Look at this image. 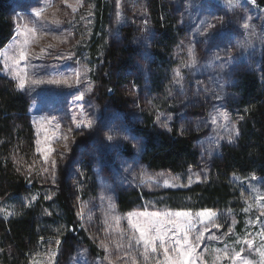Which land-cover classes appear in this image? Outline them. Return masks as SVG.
Returning a JSON list of instances; mask_svg holds the SVG:
<instances>
[{
  "label": "rangeland",
  "instance_id": "rangeland-1",
  "mask_svg": "<svg viewBox=\"0 0 264 264\" xmlns=\"http://www.w3.org/2000/svg\"><path fill=\"white\" fill-rule=\"evenodd\" d=\"M97 1L7 2L12 36L0 49V73L29 99L36 150L34 163L26 168V178L35 182L36 188L20 197L21 204L33 208L39 203L40 217L55 221L48 228L51 236L27 253L24 264L163 261V249L153 253L136 243L139 234L131 227L129 214H133L134 224L154 223L161 233L167 232L170 250L177 236L183 239L186 232L189 246L196 245L195 264H264V176H232L242 192V205L233 211L169 209L156 205L160 196L126 212L119 211L115 203L121 189L155 193L202 180L221 145L236 138L237 114L228 103L234 98L232 77L248 68L250 60L257 59L264 49V2L163 0L183 30L173 50L172 70L161 82L163 92H150L142 79L141 84L132 78L124 84L121 91L130 113L128 120H122L103 99L97 83V68L109 35L103 18L96 27ZM101 2L110 9L108 17L115 33L110 42L118 43L115 36L119 31L115 29L131 18L138 33L134 45L142 47V57H147L151 36L146 23L147 0ZM141 63L139 71L144 72L148 66L146 61ZM145 112H154L160 130L168 131L176 123L182 131H192L200 138L196 170L183 175L152 172L138 161L142 140L133 131ZM89 122L91 127H77ZM110 129L115 131L110 133ZM109 134L114 136L111 141ZM127 146L129 155L124 153ZM62 192L73 225L58 207L56 195ZM206 210L215 215L209 216ZM177 212L187 215L177 217ZM201 212L205 216L197 215ZM156 213L159 215H153ZM15 214L12 200L0 198V217ZM68 232L80 235L79 241L67 246L64 236Z\"/></svg>",
  "mask_w": 264,
  "mask_h": 264
},
{
  "label": "trees",
  "instance_id": "trees-1",
  "mask_svg": "<svg viewBox=\"0 0 264 264\" xmlns=\"http://www.w3.org/2000/svg\"><path fill=\"white\" fill-rule=\"evenodd\" d=\"M7 2L0 0V49L12 36ZM96 7V27L103 18L109 32L102 63L97 68V83L103 99L115 110L114 113L121 115L122 120H128L129 102L124 98L121 87L131 78L139 84L142 79L150 87V92H163L161 82L167 80L172 70L173 50L183 30L177 16L170 11L169 4L163 0H147L146 23L151 36L147 42L149 46L145 44L149 55L144 58L142 47L134 45L138 35L135 21L129 18L124 27L115 29L119 31L115 36L119 41L110 42V37L115 35L111 17H108L110 9L101 0L97 1ZM142 60L148 66L144 72L139 71ZM232 80L234 98L228 103L230 110L237 114L238 134L233 141L221 145L202 180L155 193L141 189H121L115 197L119 211H129L158 196L155 201L157 206L175 210L240 209L242 192L232 176H264V49L257 59L250 60L248 68L236 72ZM156 103L162 104V101L156 100ZM29 106V99L0 73V198L12 200L16 206L15 215L7 219L0 217V264H24L27 253L51 236L48 228L55 224L53 219L40 217L39 203L33 208H23L21 204L20 197L36 188V183L26 178L29 172L26 168L34 163L36 151ZM141 116V124L133 134L142 140L137 158L146 169L183 175L200 166L197 148L200 138L195 133L182 131L176 123L168 131L160 130L154 112H145ZM124 153L131 154L128 146ZM56 200L68 224L73 225V214L66 195L59 193ZM80 235L66 233L65 244L70 246L78 242Z\"/></svg>",
  "mask_w": 264,
  "mask_h": 264
},
{
  "label": "snow or ice",
  "instance_id": "snow-or-ice-1",
  "mask_svg": "<svg viewBox=\"0 0 264 264\" xmlns=\"http://www.w3.org/2000/svg\"><path fill=\"white\" fill-rule=\"evenodd\" d=\"M118 3V0H117ZM247 27V25H245ZM24 57V53H21V58ZM194 62V61H193ZM179 75V73H177ZM20 88H23L24 85L21 83ZM226 115V114H224ZM92 124L91 122L87 124H77V127H91ZM115 130L110 129L109 132H114ZM114 138L113 135L109 134L107 136V139L111 141ZM127 138V137H125ZM47 159V157H45ZM53 167L55 166V161L52 162ZM167 184V181H165ZM35 199V198H33ZM207 214L209 216H214L215 213H211L209 210H206ZM133 214H129V223L131 227L134 229L136 233H138V239L136 240L137 244H143L144 248L146 251L149 249L151 252L156 253L159 249H163L164 252V260L160 261L159 259L157 260V264H195V257H194V251L196 245L189 246V241H188V236L187 233L183 235V239L177 238L175 239V244L173 248L170 250L167 246L168 240H167V232L161 233L160 228H158L154 223H149L147 226L139 225V224H134L132 223L131 216ZM143 215V214H141ZM155 216H158L159 214H153ZM177 217L185 216L187 215L186 213H180L177 212L175 214ZM198 216H205V212H201L197 214ZM171 222V221H170ZM179 231L177 228L176 230L173 231V235L176 236V233ZM156 234H153V233ZM203 233H201V236ZM199 239V238H198ZM60 242L57 241V244ZM251 246V245H250ZM54 255V254H53ZM239 255V254H237ZM261 255L264 256V252H261ZM235 259V258H234ZM111 264V262H110ZM135 264V262H133ZM244 264H247V261L244 262Z\"/></svg>",
  "mask_w": 264,
  "mask_h": 264
}]
</instances>
